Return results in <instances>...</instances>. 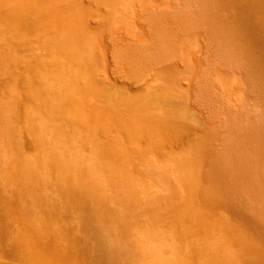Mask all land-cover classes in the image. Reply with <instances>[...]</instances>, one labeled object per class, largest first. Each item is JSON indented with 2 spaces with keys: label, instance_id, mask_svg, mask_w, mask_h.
<instances>
[{
  "label": "rangeland",
  "instance_id": "obj_1",
  "mask_svg": "<svg viewBox=\"0 0 264 264\" xmlns=\"http://www.w3.org/2000/svg\"><path fill=\"white\" fill-rule=\"evenodd\" d=\"M189 17L190 0H0V264H255L210 177L204 100L172 71L191 23H158Z\"/></svg>",
  "mask_w": 264,
  "mask_h": 264
},
{
  "label": "bare ground",
  "instance_id": "obj_2",
  "mask_svg": "<svg viewBox=\"0 0 264 264\" xmlns=\"http://www.w3.org/2000/svg\"><path fill=\"white\" fill-rule=\"evenodd\" d=\"M141 20L137 17L131 29L145 40ZM185 20L158 22L166 23L163 32L191 23L190 50L172 71H191L187 93L204 100L199 114L211 131V180L236 204L240 223L255 242V264H264V0H190ZM114 231L101 222L95 225L97 248L113 256L118 243L105 242L114 244L123 236Z\"/></svg>",
  "mask_w": 264,
  "mask_h": 264
}]
</instances>
